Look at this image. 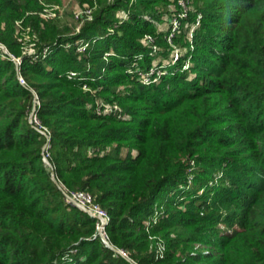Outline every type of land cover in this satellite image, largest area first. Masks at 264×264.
<instances>
[{
  "label": "trees",
  "instance_id": "16d2710c",
  "mask_svg": "<svg viewBox=\"0 0 264 264\" xmlns=\"http://www.w3.org/2000/svg\"><path fill=\"white\" fill-rule=\"evenodd\" d=\"M39 1L0 0L12 54L0 56V264H57L75 248L77 264H134L118 249L138 264H264V0H195L170 40L179 0H92L77 36L35 21L25 55L14 22ZM84 79L135 109L98 113ZM60 184L108 210L112 247L86 239L97 220Z\"/></svg>",
  "mask_w": 264,
  "mask_h": 264
},
{
  "label": "rangeland",
  "instance_id": "374dc122",
  "mask_svg": "<svg viewBox=\"0 0 264 264\" xmlns=\"http://www.w3.org/2000/svg\"><path fill=\"white\" fill-rule=\"evenodd\" d=\"M91 1L92 0H46V1L40 0L39 1L40 6L33 8V9L31 8L30 10H27L26 12H24L20 17H18L15 20L14 31H13V36L17 40V42L19 43L20 48L23 51V54H25V55L29 54V55H33V56L37 55V51H36L37 48L36 47H37V44H39V39L34 34L36 30H35L33 23H36L35 21H37L39 18H40V20H45L51 26H53V29H54L53 32L55 34L56 33L59 34L60 37L61 36H68V35L77 36L81 32V27L84 24V22L92 19V10L93 9H92V7L89 6L92 3ZM194 2H195V0H179L180 8L172 16V19H173L172 31L169 33L170 35L168 37V40H170V37L176 32V29L179 28V26L181 25V19L185 18L187 16V14H188V12H189V10H190V8ZM168 5H169V8L172 9V11L169 12L168 15H164V17L171 15L172 12L176 9L174 4L169 3ZM84 6H88V7H84ZM159 8H161V7H159ZM166 10L167 9H164L162 14H165L164 12H166ZM82 14H85V16L81 18L80 16ZM198 19H200V15L198 16ZM55 20H56V24H53V22ZM152 22H154L157 25L159 24V21H157L155 19H152ZM117 23L121 24L122 21H119ZM110 32L114 33L115 31H114V29L111 28ZM63 34H66V35H63ZM100 38H102V37L93 36L92 38H81L76 42L77 43L76 48L78 50H82V49H84L85 46H89V43H91V42L95 43L97 41V39H100ZM149 39H150V41H153V38L151 36L149 37ZM63 51H64V48L62 46H59L58 47V55L61 54ZM177 54H178V52H175V54H174L175 58H177ZM6 55H12V54L10 53V49L7 47V45L4 42L0 41V56L6 58ZM13 59H16V61H17V66H18V69L20 72V80H21L22 76H21V69L19 68V66L23 62L22 57H18V58L14 57ZM190 61H191L190 59H186L185 64L189 65L191 63ZM161 67H163V66H159L158 68H161ZM58 69L63 74L67 75V77L69 79H71V78L73 80L78 79V81H79L81 79L79 77L84 78V73H85L84 70H76V71H74V70L66 71L65 70V71H63V66L61 64H58ZM151 71H152V73H155L156 71L158 72V74L163 73L160 69H155V68ZM193 76H194V74H193ZM147 78H149V77H147ZM151 80L156 81V79H151ZM82 81L86 82V79H84ZM145 81L149 82L148 79H146ZM21 82L23 84L25 83L23 81V79ZM91 83L92 82L83 83L81 85V89H82L81 92H83L84 94L88 93V95L92 98L94 97L93 104L95 103V108H97V111L105 112L108 114H115L116 110L125 111V110H128L130 108L135 109V105H132L127 100L123 102L122 99H120V97H117L114 95H108V96H110L109 102L108 101L106 102L105 100H101V97L100 98L96 97V95L99 96V94L97 93V90L95 89V87ZM25 84H27V83H25ZM112 100H114V101H112ZM33 121L41 129V127H42L41 122L34 117H33ZM45 159L47 162H49L47 156ZM49 164H51V163L49 162ZM203 164H202V166H203ZM196 165L197 164H195V168H196ZM208 166H209V164L207 163L204 171L212 172L213 169H211V168L206 169V168H208ZM219 167H220V165L217 164L215 169H219ZM187 172L189 173L188 176H190L187 184H191L193 182H194V184H196L197 180L195 177V169L188 170ZM197 174L199 175L198 171H197ZM210 174H212V173H210ZM201 175L203 176L204 173H201ZM201 175H200V177H201ZM137 177H138V173L135 172V173H132V176L130 179V182H134L133 185L135 187H138ZM211 183H212V181H211ZM211 183H210V185H211ZM181 186H183V185H181ZM60 188L64 194H66L70 191H73V190L67 189L65 186H63L61 184H60ZM75 190H77V189H75ZM132 191H134L132 196L133 195L135 196V194L136 195L138 194L137 197L139 196V193L136 192L137 189H133ZM65 197L68 200L66 195H65ZM187 198L189 199L190 197H187ZM158 207L159 206L156 207V210H158ZM179 207H182V205H180ZM156 212H158V213H155L152 216V218H149V220L145 222L146 224H150V223L156 222V220H159V218L161 216L160 211H156ZM150 230L151 229L149 228L148 232ZM96 232H97V230H96ZM97 237L104 244L107 245V243L101 237V234H98ZM149 237H151L152 239L156 238V236H154V235H150ZM88 238H86V239L91 241ZM155 246H156V243H151L152 248H155ZM157 248H158V251H160V253H162L164 251V243L162 240H159L157 242ZM71 250H74L76 252L75 255H72L71 253L67 252L65 254V258L57 264H77L76 254H77L79 249L77 250L75 248V249H71ZM125 252L127 255H125V256L123 255L124 257L129 259L134 264H138L137 262L133 261V259L130 257V254L127 250H125ZM82 256H84V255L83 254L80 255V257H82Z\"/></svg>",
  "mask_w": 264,
  "mask_h": 264
},
{
  "label": "built area",
  "instance_id": "2783aa9c",
  "mask_svg": "<svg viewBox=\"0 0 264 264\" xmlns=\"http://www.w3.org/2000/svg\"><path fill=\"white\" fill-rule=\"evenodd\" d=\"M22 79L26 83V81L24 80L23 77L21 78V81H22ZM146 79H148L149 82L151 81L149 78L145 77V80ZM149 82H146V83H149ZM120 111L121 110H116L115 113L120 112ZM98 113H101V112L98 111ZM67 198H68V200H67L68 202H71V203L77 205L81 209L88 212L92 217L96 218V220H97V223H96L97 232L95 234H93L91 237H89L88 239L94 240L97 238L98 234H101V237L107 243V246L112 247L113 245L110 242L108 231H107V227H108L110 220H111V217H110L108 210L106 208H103L101 205L97 204L94 201L92 194L87 192V191H82V190L70 191V192H68ZM118 251H119V253H121V255H124V256L127 255L124 249H118ZM68 253H71L72 255H74L76 252L74 250H71V251H68ZM65 254L61 257L60 261H62L65 258Z\"/></svg>",
  "mask_w": 264,
  "mask_h": 264
},
{
  "label": "water",
  "instance_id": "95a60500",
  "mask_svg": "<svg viewBox=\"0 0 264 264\" xmlns=\"http://www.w3.org/2000/svg\"><path fill=\"white\" fill-rule=\"evenodd\" d=\"M35 110H36V106L34 107L33 112L31 113V116H32V117H34V114H35L34 112H35ZM53 179L56 180L55 172H53ZM65 195L68 197V193H66Z\"/></svg>",
  "mask_w": 264,
  "mask_h": 264
}]
</instances>
